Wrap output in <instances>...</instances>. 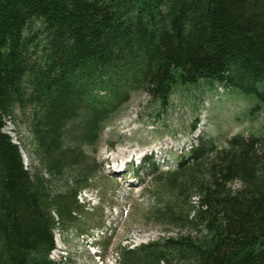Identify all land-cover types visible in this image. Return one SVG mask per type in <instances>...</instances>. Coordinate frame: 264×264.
Here are the masks:
<instances>
[{
    "label": "trees",
    "instance_id": "obj_1",
    "mask_svg": "<svg viewBox=\"0 0 264 264\" xmlns=\"http://www.w3.org/2000/svg\"><path fill=\"white\" fill-rule=\"evenodd\" d=\"M200 81L264 98V0H0V264H68L51 257L56 232L89 231L79 196L108 123L138 91L163 109ZM16 110L32 169L4 131ZM238 141L201 136L179 158L194 182L174 178L168 208L179 217L198 191L200 237L120 247L117 264H264V135Z\"/></svg>",
    "mask_w": 264,
    "mask_h": 264
},
{
    "label": "rangeland",
    "instance_id": "obj_2",
    "mask_svg": "<svg viewBox=\"0 0 264 264\" xmlns=\"http://www.w3.org/2000/svg\"><path fill=\"white\" fill-rule=\"evenodd\" d=\"M4 131L20 143L25 166L32 169L37 161L31 153L29 119L16 110L5 118ZM212 135L219 149L230 147L236 137L239 144L252 136H263L264 98L200 81L177 90L162 109L149 93H134L129 104L105 128L95 151L98 176L93 187L79 196L87 206L82 222L89 231L83 235L75 230L57 231V248L51 257L68 264H117L120 247L181 234L200 237V220L195 224L189 220L201 207V195L184 189V197L190 193L196 206L190 209L188 203L187 208H182L185 216L176 217L168 205L181 202L177 198L179 186L170 183L174 178L193 181L194 174L189 171L175 173L179 158L188 155L201 136ZM119 164H125L123 172H116ZM208 176L202 172L198 179ZM230 185L232 189L243 186L239 180ZM100 222L104 223L98 226ZM104 240L110 241L107 250L101 244ZM92 242L95 246H90Z\"/></svg>",
    "mask_w": 264,
    "mask_h": 264
},
{
    "label": "bare ground",
    "instance_id": "obj_3",
    "mask_svg": "<svg viewBox=\"0 0 264 264\" xmlns=\"http://www.w3.org/2000/svg\"><path fill=\"white\" fill-rule=\"evenodd\" d=\"M123 153H124V152H123ZM123 153H122V154H123ZM144 160H145V159H144ZM123 167H125V164H123V165H120V164H119V167H115L116 172H117V171L119 172L120 169L122 170ZM122 172H123V170H122Z\"/></svg>",
    "mask_w": 264,
    "mask_h": 264
},
{
    "label": "water",
    "instance_id": "obj_4",
    "mask_svg": "<svg viewBox=\"0 0 264 264\" xmlns=\"http://www.w3.org/2000/svg\"><path fill=\"white\" fill-rule=\"evenodd\" d=\"M24 157V156H23Z\"/></svg>",
    "mask_w": 264,
    "mask_h": 264
}]
</instances>
